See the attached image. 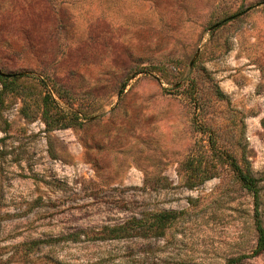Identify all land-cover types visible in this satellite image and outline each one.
Instances as JSON below:
<instances>
[{
  "label": "rangeland",
  "instance_id": "obj_1",
  "mask_svg": "<svg viewBox=\"0 0 264 264\" xmlns=\"http://www.w3.org/2000/svg\"><path fill=\"white\" fill-rule=\"evenodd\" d=\"M0 76V264H264V0H0Z\"/></svg>",
  "mask_w": 264,
  "mask_h": 264
},
{
  "label": "trees",
  "instance_id": "obj_2",
  "mask_svg": "<svg viewBox=\"0 0 264 264\" xmlns=\"http://www.w3.org/2000/svg\"><path fill=\"white\" fill-rule=\"evenodd\" d=\"M8 76H0V81L3 83L6 81ZM43 110H42V120L46 125L47 130H51L54 127L56 128H69L73 127L75 124L72 122L73 118H64L65 115L60 113L57 108L51 102L50 95L46 94L43 99ZM60 116V117H59ZM228 164L231 167L233 174L237 182L244 188L248 193L252 195L254 200V221H255V230L257 233V246L255 249V255H259L264 250V227L262 226L259 212V183L260 179L255 177L248 166L243 168L238 166V163L234 160L229 159ZM208 178L200 177L197 178L193 183L189 184V188L194 185L201 184L206 181ZM154 224L152 226H146L145 221L137 222V229L141 231L143 236L151 235L154 237H161L164 233V229L167 225L175 218V213L170 211H160L154 214ZM127 225L119 226L116 229H110L114 234L113 237L119 238L121 235H126L129 230L126 229ZM121 231V232H118ZM125 231V232H122ZM118 232V233H117ZM43 242H32L34 246H40ZM238 259H231L227 264H234Z\"/></svg>",
  "mask_w": 264,
  "mask_h": 264
}]
</instances>
